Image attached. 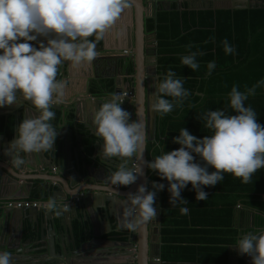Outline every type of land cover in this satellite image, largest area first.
Returning a JSON list of instances; mask_svg holds the SVG:
<instances>
[{
	"label": "clouds",
	"instance_id": "9594fccd",
	"mask_svg": "<svg viewBox=\"0 0 264 264\" xmlns=\"http://www.w3.org/2000/svg\"><path fill=\"white\" fill-rule=\"evenodd\" d=\"M129 7L130 0H0V106L14 104L22 97L37 112V115L21 120L16 128V138L9 146L15 152L17 166L23 163L21 153L54 151L58 130L50 122L55 118L51 109L61 102L66 87V81L57 80L60 66L65 61L73 67L91 65L99 55L98 42ZM92 36L94 41L88 39ZM38 37H44L46 44L38 41ZM21 40L23 42H19ZM30 41H37L39 46L34 47ZM222 43L226 54L234 52L226 39ZM198 55L204 53L190 51L180 57V62L196 71L200 67L196 61ZM214 68L215 62H209L207 74L210 75ZM262 86L264 80L246 86L242 92L238 85H233L229 93L230 108L237 114H226L220 109L208 111L203 119L205 127L212 131L211 135L197 138L182 127L179 135L173 138L181 147L145 162L149 169L168 182L170 205L188 203L181 197V190L189 183L197 200H207L208 193L201 186L216 185L223 180L224 173L247 184L252 182L257 170L264 168V126L257 122V112L245 105V101ZM156 91L159 95L152 98L151 108L161 115L170 113L174 105L182 106L190 95L183 86V78L177 77L171 68L156 86ZM120 93H114L113 89L108 93L111 99L95 111L93 123L95 135L102 140L99 155L104 159L119 157L122 161L110 175L111 185L129 186L143 172L140 167L130 168L128 160L143 156L147 137L145 125L139 119L130 122L131 114L121 107L124 98ZM193 153L200 161L195 160ZM209 166L214 171L209 172ZM152 188L147 189L146 181L134 193L127 194L129 200L123 208L122 223L125 231L135 232L139 226L156 220V193L165 185L153 181ZM45 208L57 215L71 211L68 203L59 207L56 198H49ZM188 211L187 207L180 208L182 215ZM239 239L235 246L240 254H247L244 262L252 260V264H264V231L259 235L249 233ZM12 260L9 251L0 252V264H12ZM152 261L160 264V256Z\"/></svg>",
	"mask_w": 264,
	"mask_h": 264
},
{
	"label": "trees",
	"instance_id": "16d2710c",
	"mask_svg": "<svg viewBox=\"0 0 264 264\" xmlns=\"http://www.w3.org/2000/svg\"><path fill=\"white\" fill-rule=\"evenodd\" d=\"M146 28L156 35L157 86L171 68L177 77L183 78V86L190 92L182 106L174 105L170 113L161 115L155 111L153 140L146 142L147 162H150L165 151L181 147L173 138L182 127L197 138L211 135L203 119L208 111L220 109L226 114H237L230 108L229 93L233 85L243 92L246 86L264 80V6L177 9L171 4L169 10L157 9L155 18L147 20ZM225 39L234 48L232 54L224 51ZM188 45L194 47L189 49ZM190 51L204 53L196 57L200 65L196 71L180 62V57ZM209 62H215L210 75L207 74ZM127 68L132 69L131 65ZM112 89L113 80L104 81L101 86L93 82L91 86L96 96L111 93ZM156 95H159L157 91ZM245 105L257 112V122L264 126V86L257 88ZM3 123L1 118L0 129L2 126L1 130L11 135V118ZM94 139L84 130V154L88 161L99 163L90 158L94 154ZM193 156L200 161L197 154ZM208 171L214 169L209 166ZM147 172L149 179L165 185L160 190V264H228L229 247L247 230L236 224L237 207H241L240 215L251 213L254 228L264 229V168L257 170L252 182L247 184L224 173L223 180L216 185L201 186L208 193L207 200H197L189 183L181 190V197L188 203L175 207L169 203L168 182L155 170L147 167ZM181 207H187L188 214L182 215Z\"/></svg>",
	"mask_w": 264,
	"mask_h": 264
},
{
	"label": "water",
	"instance_id": "95a60500",
	"mask_svg": "<svg viewBox=\"0 0 264 264\" xmlns=\"http://www.w3.org/2000/svg\"><path fill=\"white\" fill-rule=\"evenodd\" d=\"M152 6L155 8L158 6L162 9H169L171 1L170 0H151ZM253 5H262L264 6V0H198V4L193 5L192 7H187L189 9H219V8H247ZM129 10V9H127ZM153 17H155V10L153 13ZM141 30V29H140ZM141 34H146L149 38L152 39V43H154V47L152 46L151 53H153L151 58L145 57V54L149 51L147 46L144 47L142 44V39L136 35L135 32V40L132 41V34L128 35V46H125V37L122 35L119 38H123V43L118 41V46L116 48H112L113 50L109 53H103V39L101 42L97 44V51L99 55L95 60H93L92 64L99 65L101 68H105L112 63V66H121L125 69V72L128 71L127 63L133 62L134 70L136 71V75L133 77V81H129V87L125 88L126 91L131 92L133 95H136V103L134 106L131 104L132 102H128V100H132L131 97H123L124 101L121 104L122 108H126L129 110L132 117L130 121H135L139 119L144 125L146 130V142L148 140H153V136L151 131H154L155 128V111L151 108L152 99L156 96V86H157V72H156V35L155 32L147 31L143 32L141 30ZM40 38L38 41L44 42L46 44V40L44 37ZM92 39L88 38L89 40H95V37L92 36ZM104 38V37H103ZM126 38V39H127ZM149 44V42L147 43ZM120 45H124L123 48ZM126 47V48H125ZM116 49V50H114ZM123 49H127V54H122ZM151 62L149 64V61ZM143 63V65H142ZM62 66V65H61ZM60 66V67H61ZM63 67V66H62ZM64 69V67H63ZM118 71V70H117ZM139 72V73H138ZM142 73L146 75L145 81L142 80ZM139 76V80H138ZM151 77L150 85L148 88V78ZM153 77V79H152ZM113 92L120 93L122 88L118 86V78L117 76L113 77ZM94 82L101 86V82L99 80L94 79ZM144 83V84H142ZM93 82L88 83L87 87V95L86 99L83 100H75L73 107L76 112L80 105L85 104V102H91L93 110H97L99 105L102 104L100 99H95L90 92L89 88H91ZM151 95V98L148 96ZM54 109L61 111L62 119L64 118V110L61 107L53 106ZM68 108V107H67ZM151 108V109H150ZM132 112V113H131ZM77 113H75V118L73 119L74 125H77L78 118ZM12 116L13 119V129H12V137L9 138L5 132H0V163L2 161H7L8 164L14 163L15 159V152L11 149L10 144L16 138V128L24 118H29L37 115L36 110L33 108L29 101L23 100L22 97H19L18 101L11 105L0 106V118H2L5 123L8 122V117ZM137 117V118H135ZM55 118L52 120L54 121ZM61 123V122H60ZM66 129V128H65ZM77 130V128H75ZM67 130V129H66ZM61 128L58 131L57 138L55 140V147L54 151L51 152L50 155V162L48 165L45 166L44 162L48 161V152H35V153H21L23 163L19 165L21 170L25 169L26 167L29 170H40V168H48L60 171V177H62L65 182L71 186H78L80 180L85 177H92L93 179H97V175L94 174V171L100 173L101 176L100 180L105 183V189L103 190L102 194H97L98 203L100 205L96 206L97 213H101V215L106 218L107 224L109 223L110 218L114 219V224L116 227H122L123 223V208L125 204L128 202L129 197L127 196L128 193H134L139 185L145 184L148 179L147 173V156H146V143H145V151L143 152V156L141 158L134 157L128 160V166L130 168L140 167L142 169L143 174L138 176V179L135 183L129 186L120 185L119 187L113 186L110 183V175L117 170L118 165L122 162L121 158L113 157L111 159H104L99 154H93L90 158H95L98 160V164L95 165L90 160L88 162L81 163L77 157L78 151L82 152L79 155L82 158H86V155L83 153V145L82 139L79 137L76 138V142L72 137L69 136L68 131ZM90 132V133H89ZM90 135H95V129L89 130ZM79 133V132H78ZM72 136V134H71ZM75 144V145H74ZM96 144L102 145V140L98 138L95 141V153H96ZM101 151V149H100ZM12 153L10 155L9 153ZM55 152V153H54ZM75 152L76 161L71 162V154ZM52 160V163H51ZM132 162H135V167L132 166ZM0 165V188H3V192L5 189H11L9 187L6 188L2 185V178L6 177L4 167ZM52 167V168H51ZM9 171V170H8ZM10 172V171H9ZM9 175V174H7ZM13 176V174L11 175ZM9 178H17V177H10ZM94 179V180H95ZM11 180V179H9ZM17 180V179H15ZM12 181V180H11ZM159 183V182H157ZM149 183L147 182V189H149ZM74 186V187H76ZM29 187V186H27ZM56 187L59 191H61V185L56 184ZM118 188V192L120 195H117L115 189ZM86 187L84 189L85 194L83 193L79 197L80 202L82 197L84 200L81 203L84 204V210L87 214H89L87 198L89 197L90 193ZM30 189V188H29ZM1 190V189H0ZM7 192H9L7 190ZM5 191V196L0 195V203L3 201L11 198L12 196L8 195ZM56 192V191H55ZM82 192V189L79 191ZM53 193V192H52ZM54 194V193H53ZM94 197V193L92 195ZM95 196V197H96ZM28 197V196H26ZM89 200V199H88ZM117 202L121 203L123 208H119ZM71 211L63 213L61 215H57L55 211L49 212L48 210L42 211L37 210L36 208H11L0 206V228H7L9 225L18 224L20 229L19 240L22 237L27 236L29 243L32 242L31 238H35L34 244L37 246H41V248L37 249H44L46 250V257L50 256L53 259H47V264H74L75 260H72V255L79 256L81 253L84 254V260L89 261V264H108V263H126L129 262L130 264H157L154 263L152 260L154 258H158L160 256V190L158 192V197L155 198V207L157 209V218L156 220L151 221L147 225L139 226L138 230L135 232L122 230H116V232H120L119 235L108 236L105 238L106 241L111 242L110 247L115 250L121 248L122 257L120 258L119 253L112 254V257L109 258H102L101 263H95L98 258H91L86 256V252H91L92 254H96V251H99V243L101 238L92 231V227L85 225L81 219L78 221L80 222L78 225V229L76 226H72L70 222H68V218L70 219L71 215L73 218L75 216V212L77 213L78 204H70ZM59 207L62 208L61 205ZM101 207V209H100ZM59 211V209H57ZM237 214L238 215L241 211V207H237ZM36 215L37 219L34 224H30L29 218L33 215ZM27 219V220H25ZM67 223L66 226V233L58 232L56 228V222L61 225ZM109 219V220H108ZM56 221V222H55ZM12 222V223H11ZM36 223V226H35ZM153 223V224H152ZM39 224L41 227L39 228ZM109 225V224H108ZM10 227V226H9ZM8 227V228H9ZM11 228V227H10ZM254 228L253 224V217H251V229ZM65 229V230H66ZM9 230V229H8ZM122 231V232H121ZM15 234V232H14ZM240 240V239H239ZM237 241V244L239 242ZM17 242V237L14 239ZM56 243H58V248L56 250ZM107 243V242H106ZM7 244V243H6ZM6 244H3V239L0 237V246L2 248L5 247ZM149 247L148 251H145V248ZM235 246H231L229 252L234 249ZM92 249V250H91ZM111 254V252H110ZM109 254V255H110ZM240 258L245 261V257L247 254H240ZM83 256V255H82ZM65 257V260L63 259ZM232 255L228 256V260L230 262ZM76 259V258H75ZM100 259V258H99ZM121 259V260H119ZM50 260V261H49ZM246 264V262H244ZM252 264V261H251Z\"/></svg>",
	"mask_w": 264,
	"mask_h": 264
},
{
	"label": "crops",
	"instance_id": "0c3cea01",
	"mask_svg": "<svg viewBox=\"0 0 264 264\" xmlns=\"http://www.w3.org/2000/svg\"><path fill=\"white\" fill-rule=\"evenodd\" d=\"M170 1H171V4H174L177 9H181L182 7H186V8L192 7L193 5L198 4V0H170ZM151 4H152L151 0H130V7L127 8L129 10L126 9L122 13L120 19L116 22L115 26L112 29H110L109 32L105 34L103 38V49H102L103 51L102 52L110 53L113 50L112 48H116L118 46L117 45L118 41L123 43V38H119L120 36L122 37V35L125 37V46H128L129 44L128 38H127L128 35L132 34V41H134L135 32H136L138 40L139 38H141L143 40L142 44H144V47L147 46L149 50L147 54H145V57L151 58L150 56H152L153 53H151L150 48L152 46L154 47V43L151 42L152 39L149 38V36H147L146 34H141V30L143 32L147 31V33L152 32V31H148V29L146 28L147 20L151 18H155L153 17L154 10H155V16H156V10L162 9V8H159L158 6L153 8ZM171 4H170V7H171ZM169 9H162V10H169ZM89 38L92 39L91 37ZM39 39L40 38H38V40ZM19 42H23V41L21 40ZM31 42L36 43L37 47L39 46L37 41H30L29 43ZM99 42H101L102 44L101 40ZM148 42L149 44H147ZM120 46H122L123 48L124 45H120ZM124 50H127V49H123V51ZM148 61L150 64L151 59ZM130 65L132 69L128 72V74H126L125 69L123 67L121 66L119 67L117 65L112 66V63L105 68H101L99 65H94L92 63L91 65L73 67L70 62L65 61L62 64L64 69L61 66L60 71L57 75V80L66 81V87L64 89L65 95L62 98L61 102L55 105V106L61 107L62 109L66 108L63 114L64 118L62 119L60 110H56L52 107L51 110L58 112V114H55V120L50 121V122L54 126H56L58 131H60L61 128H64V130L67 129L66 131H68L69 136L72 137V139L74 140V143L76 142L75 141L76 138H78V134L80 135L79 137H81L82 139V136H84V130L88 133L90 128L95 129V124L93 123V115L95 113V110H93L92 104L89 101V102H85L84 106L80 105L78 112H76L73 107L75 100L78 101V100H83L87 98V95H85V93H87L88 83L94 82V79L99 80L101 83H103L104 81H107V80H113L114 79L113 77L117 76L118 86L122 88V91H125L126 90L125 88L129 87L128 82L133 81L134 75L137 74L136 71L134 70L133 62H130V64L127 63V67H129ZM147 78H148V83H149L148 88H149L151 77H147ZM145 79H146V75L142 73V80L145 81ZM138 80H139V76H138ZM89 90L92 93L93 97L95 99H100L102 103L108 102L111 99L110 95L108 96V93L104 94L103 96H96L91 90V88H89ZM148 97L151 98V95H149ZM128 102H132L131 104L134 106V104L136 103V95H133L132 100H128ZM123 109L129 112L128 109L126 108H123ZM75 113H77L76 115L78 118L77 119L78 122L76 126L74 125V122H73V119L75 118ZM69 114L71 116H69ZM11 117L12 116L10 115L8 118L10 119ZM131 117H132V114L130 115V119ZM3 122H4L3 125H5L4 120ZM11 124H12V129H13V119L12 118H11ZM2 128L3 127L1 126V129ZM75 128H77V130ZM1 129H0V132L3 133ZM80 130H83V132H81ZM7 136L11 138L12 132H11V135H7ZM92 136L95 138L94 139V154L97 155L100 153V149L102 148V145L97 146L96 144V153H95V141L98 140L99 137L96 135H92ZM79 153H82V152L78 151L77 153V157L80 160V162L81 163L88 162L87 157L84 159L79 155ZM83 153H84V148H83ZM50 155H51V152H48V161L44 162L45 166L48 165L50 162ZM75 161H76V155H75V152L74 153L72 152L71 162H75ZM51 163H52V160H51ZM94 164L97 165L98 163H94ZM0 165L1 167L2 166L6 167V169L3 167L4 171L5 173L9 174V175L6 174L7 178L4 177L2 178V181H1L3 187L6 186V188L7 187L11 188V189H5L6 192L7 190L9 191L7 192L8 195L6 196H12L9 199H13V200H17V199L40 200L44 206L42 207L43 208L42 211L47 210L45 208V204L47 203L49 198H56L58 200V205H61L63 208V205L65 203L71 202L74 198L80 197L83 193L85 194L84 189L86 187H89L87 188L90 193L89 197L87 198L89 214L85 212L84 204L81 203V201L84 200V198L82 197V200L80 202H76L78 204V208L76 210L77 213L75 212V216L73 218H71L72 217L71 215L70 219L68 218V222H70L72 226H76V228L78 229V225L80 223L78 220L81 219V221L85 225L93 228L92 231L95 233V235H98V237L102 239L100 240V243H99L100 249L99 251H96V254H92L91 252H88V253L86 252V256L88 257L91 256V258H98L95 263H101V261L100 262L98 261L102 260V258H105V257L106 258L112 257V254H116V253L117 254L119 253V255L117 256H119L120 258L122 257L121 248L113 250L110 247V244L112 243L106 241L105 238H107L108 236L119 235V232H116V230L124 229V227L118 228L115 225H113L115 220L112 218H110V220L108 219L109 220V223H108L109 225H108L106 218H104L101 215V213L98 214L96 211V206L100 205V203H98V198L96 195L102 194L103 193L102 189H105L106 187L105 183H103L100 180L101 178V176H99L100 173L94 171V174L97 175L98 180H96L95 178L94 180L92 177L85 176L80 180L78 186L74 185L76 187L74 186L70 187L65 182V180L62 177H60V171L57 170V168L48 169L46 167L45 168L41 167L40 170H36V168L38 167L37 166L34 168L35 170H29L27 167L21 170V167L17 166L15 163L8 164L7 161H2ZM12 174L13 176H11ZM9 176L17 177V178L13 179V178H9ZM9 179H11L12 181ZM56 184L61 185V189H62L61 191L58 190V188L56 187ZM0 189H1L0 195L5 196V193H4L5 191L3 192L2 190L3 188H0ZM81 189H82V192H79ZM115 191L118 192V188H116ZM92 193H94V197L91 196ZM117 204L119 208H123L121 203L117 202ZM0 206H5V205L3 203H0ZM36 219L37 217L35 214L31 216L29 218L30 224H34V221L36 222ZM63 221H64V225H61L56 221H55L56 222L55 225H56L58 232L61 231L63 233L64 232L66 233L67 223H65V219ZM236 224H238V226L242 227L243 229H247L245 233H242L244 231L241 232L243 236L249 233L259 235L261 231H264V229H260V228L251 229V223L249 222V214H243V215L238 214L236 217ZM9 226H8L9 228L7 227L6 229L0 228V237L1 239H3V244L7 243L4 248L0 246V252L9 251L13 257L12 264H47L46 263L47 259H53L50 256L46 257V250H44L43 248L37 249V248H41V246H37L34 244L35 242L34 237L31 238L32 240L31 243H29L27 236L22 237L19 240L20 229L17 223L15 225L12 224ZM35 226H36V223H35ZM40 227L41 225L39 224V228ZM15 237H17V242L14 241ZM235 245H232V246H235ZM57 248H58V243H56V250ZM148 249L149 247H146L145 251L147 252ZM230 254L232 255V257L230 259V262L228 260V264H245L244 260L240 258V255H239V252L236 246L234 247V249H232ZM72 257H73L72 260H75L74 264H89L90 263L89 261H86L83 259L84 258L83 253H81L78 257L74 255H72ZM63 259L65 260V257ZM251 261L249 263L247 261L246 264H251ZM108 264H130V263L129 262H126V263L119 262V263H108Z\"/></svg>",
	"mask_w": 264,
	"mask_h": 264
},
{
	"label": "built area",
	"instance_id": "2783aa9c",
	"mask_svg": "<svg viewBox=\"0 0 264 264\" xmlns=\"http://www.w3.org/2000/svg\"><path fill=\"white\" fill-rule=\"evenodd\" d=\"M122 53L123 54H127L128 51L124 50ZM120 95L122 97H128V96H130V93L129 92H122V93H120ZM132 166L135 167V162H132ZM77 201H79V197L74 198L71 202H68V203L69 204H74ZM4 205L7 206V207H13V208L34 207V208H37V209H41L42 207H44L43 203H41V201L37 200V199H17V200L10 199V200L5 201ZM248 258H250L249 255H248ZM155 261H159V260L156 259Z\"/></svg>",
	"mask_w": 264,
	"mask_h": 264
},
{
	"label": "flooded vegetation",
	"instance_id": "af4514ba",
	"mask_svg": "<svg viewBox=\"0 0 264 264\" xmlns=\"http://www.w3.org/2000/svg\"><path fill=\"white\" fill-rule=\"evenodd\" d=\"M31 43H32L34 46H37L36 43H34V42H31ZM128 72H129V71H127L126 74H128ZM156 80H157V79H156ZM150 84H151V83H150ZM150 87H151V85H150ZM131 95H132V97H133V94H132V93H131ZM132 97H131V98H132ZM151 133H153V131H151ZM147 173H148V172H147ZM149 174H150V173H148V179H147V182L149 183V184H148V185H149V189L153 190V188H152V182L155 181V180H151V179H149V176H150ZM155 182H158V181H155ZM158 192H159V191H157V193H156V197H158ZM248 214H249V222L251 223V217H252V216H251V213H248ZM244 235H245V234H244Z\"/></svg>",
	"mask_w": 264,
	"mask_h": 264
}]
</instances>
